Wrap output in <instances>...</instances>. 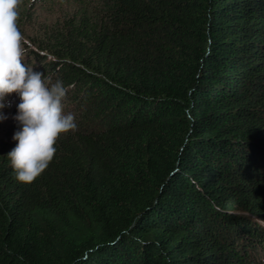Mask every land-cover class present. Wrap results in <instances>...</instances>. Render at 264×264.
<instances>
[{"label": "trees", "instance_id": "obj_1", "mask_svg": "<svg viewBox=\"0 0 264 264\" xmlns=\"http://www.w3.org/2000/svg\"><path fill=\"white\" fill-rule=\"evenodd\" d=\"M68 88L31 183L0 124V264H264V0H20Z\"/></svg>", "mask_w": 264, "mask_h": 264}, {"label": "clouds", "instance_id": "obj_2", "mask_svg": "<svg viewBox=\"0 0 264 264\" xmlns=\"http://www.w3.org/2000/svg\"><path fill=\"white\" fill-rule=\"evenodd\" d=\"M20 0H0V122L12 107L9 94L20 101L14 119L21 126L14 132L18 143L6 154L15 177L31 183L49 167L57 153L58 139L78 129L76 114L65 112L68 88L25 62L27 40L18 26Z\"/></svg>", "mask_w": 264, "mask_h": 264}, {"label": "rangeland", "instance_id": "obj_3", "mask_svg": "<svg viewBox=\"0 0 264 264\" xmlns=\"http://www.w3.org/2000/svg\"><path fill=\"white\" fill-rule=\"evenodd\" d=\"M12 94L17 95L15 92H13ZM11 97H14V96H10V98H11ZM2 123H4V121H3V122H0V124H2Z\"/></svg>", "mask_w": 264, "mask_h": 264}]
</instances>
